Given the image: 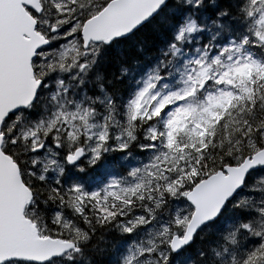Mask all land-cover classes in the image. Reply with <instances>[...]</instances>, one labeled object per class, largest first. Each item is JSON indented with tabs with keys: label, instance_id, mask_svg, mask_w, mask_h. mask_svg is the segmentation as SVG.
I'll return each mask as SVG.
<instances>
[{
	"label": "snow or ice",
	"instance_id": "obj_1",
	"mask_svg": "<svg viewBox=\"0 0 264 264\" xmlns=\"http://www.w3.org/2000/svg\"><path fill=\"white\" fill-rule=\"evenodd\" d=\"M0 264H264V0H0Z\"/></svg>",
	"mask_w": 264,
	"mask_h": 264
}]
</instances>
